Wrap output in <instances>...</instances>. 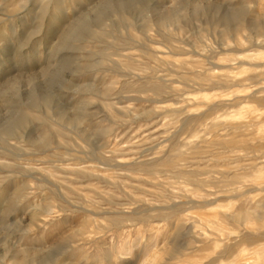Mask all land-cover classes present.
Instances as JSON below:
<instances>
[{
	"label": "rangeland",
	"instance_id": "obj_1",
	"mask_svg": "<svg viewBox=\"0 0 264 264\" xmlns=\"http://www.w3.org/2000/svg\"><path fill=\"white\" fill-rule=\"evenodd\" d=\"M259 53L264 0H0V264H264Z\"/></svg>",
	"mask_w": 264,
	"mask_h": 264
},
{
	"label": "bare ground",
	"instance_id": "obj_2",
	"mask_svg": "<svg viewBox=\"0 0 264 264\" xmlns=\"http://www.w3.org/2000/svg\"><path fill=\"white\" fill-rule=\"evenodd\" d=\"M261 28H263V27H261ZM235 30V29H234ZM227 33L229 32L228 30L226 31ZM231 32V31H230ZM236 32V31H235ZM95 36H97V35H95ZM237 43V42H236ZM264 54H262V53H259L258 54V56L259 57H262ZM259 65V64H258ZM261 66V65H260ZM215 68V67H214ZM210 71V70H209ZM207 73V72H206ZM210 74V73H209ZM209 74L208 75H206V76H208L209 77ZM196 75V74H195ZM194 75V76H195ZM211 77V76H210ZM215 77H217L219 80H222V79H225V77L226 76H221V75H216V76H214V78ZM206 79V78H205ZM216 79V78H215ZM226 80V79H225ZM204 81V80H203ZM205 83V82H204ZM107 105V104H106ZM34 106V105H33ZM22 122H23V120H20V121H18V123H16L17 124V126H19L20 124H22ZM220 123V122H219ZM238 126H240V125H238ZM237 128V127H236ZM12 132V128L11 129H8L7 130V132ZM11 134V133H10ZM48 136L49 135H46V137H44V139L41 141V143H46V145H47V141L49 140V138H48ZM34 141V140H33ZM201 143V142H200ZM173 158V157H172ZM171 165V164H170ZM177 170V169H176ZM84 172V171H83ZM91 174V173H90ZM191 176V175H190ZM254 177H258V175H257V173L255 174V176ZM253 177V178H254ZM191 184H193V183H191ZM194 189V188H193ZM195 189H197V188H195ZM206 189V188H205ZM204 189V190H205ZM201 190V189H200ZM199 191V190H198ZM192 192V191H191ZM205 193V192H204ZM211 201V200H210ZM210 203V202H209ZM206 204V203H205ZM214 215V214H213ZM218 216V215H217ZM217 221V220H216ZM25 253H24V255L23 256H26V254L28 253V251H24ZM262 256V255H261ZM17 262H18V264H28V262H27V260H25L24 259V257L23 258H21L20 260L19 259H17ZM55 264H62V263H55Z\"/></svg>",
	"mask_w": 264,
	"mask_h": 264
}]
</instances>
